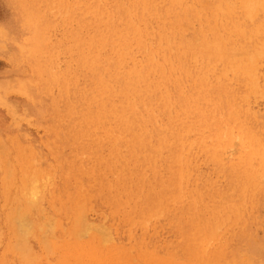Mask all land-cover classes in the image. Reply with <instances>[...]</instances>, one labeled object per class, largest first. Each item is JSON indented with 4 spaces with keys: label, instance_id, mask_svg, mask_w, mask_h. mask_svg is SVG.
Instances as JSON below:
<instances>
[{
    "label": "rangeland",
    "instance_id": "374dc122",
    "mask_svg": "<svg viewBox=\"0 0 264 264\" xmlns=\"http://www.w3.org/2000/svg\"><path fill=\"white\" fill-rule=\"evenodd\" d=\"M0 264H264V0H0Z\"/></svg>",
    "mask_w": 264,
    "mask_h": 264
},
{
    "label": "bare ground",
    "instance_id": "6f19581e",
    "mask_svg": "<svg viewBox=\"0 0 264 264\" xmlns=\"http://www.w3.org/2000/svg\"><path fill=\"white\" fill-rule=\"evenodd\" d=\"M9 174V173H8ZM7 176V175H6ZM25 178V177H24ZM12 189V188H11ZM18 211V210H17ZM18 213V212H17ZM21 218V217H20ZM14 219V218H13ZM19 219V218H18ZM16 220V219H15ZM16 222V221H15ZM22 229V228H21ZM19 232H20V228H19ZM22 232V231H21ZM23 233V232H22ZM19 237H20V235H19ZM16 238H18V237H16ZM19 239H21V238H19ZM17 247H18V245H17ZM22 254V253H21ZM23 255V254H22Z\"/></svg>",
    "mask_w": 264,
    "mask_h": 264
}]
</instances>
